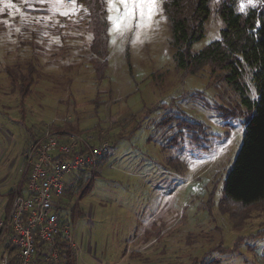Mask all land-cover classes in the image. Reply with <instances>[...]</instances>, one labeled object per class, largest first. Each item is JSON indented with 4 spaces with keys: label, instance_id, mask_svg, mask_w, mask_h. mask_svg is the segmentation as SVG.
Instances as JSON below:
<instances>
[{
    "label": "rangeland",
    "instance_id": "obj_1",
    "mask_svg": "<svg viewBox=\"0 0 264 264\" xmlns=\"http://www.w3.org/2000/svg\"><path fill=\"white\" fill-rule=\"evenodd\" d=\"M165 1L158 0L150 27L109 31L102 82L91 62L93 34L84 4L75 0V11H56L51 0L0 2V205L4 193L27 182L23 154L30 128L36 136L41 130L60 134L54 125L78 117L85 130L78 134L105 136L114 147L95 170L100 175L93 189L79 200L83 215L71 225L78 264H264V237L248 236L264 228V207L241 213L220 206L247 113L224 120L219 107L234 108L240 101L233 87L208 68L191 75L176 66ZM219 2L211 3L195 53L221 39ZM244 3V11L253 6ZM108 7L105 0L106 17ZM12 69L33 74L26 108L20 106L22 85ZM245 79L257 99L250 75ZM179 119L204 122L205 141L193 142L189 129L178 127ZM142 233L148 242L134 245ZM241 235L236 250L207 252L233 249Z\"/></svg>",
    "mask_w": 264,
    "mask_h": 264
},
{
    "label": "trees",
    "instance_id": "obj_2",
    "mask_svg": "<svg viewBox=\"0 0 264 264\" xmlns=\"http://www.w3.org/2000/svg\"><path fill=\"white\" fill-rule=\"evenodd\" d=\"M212 1L166 0L164 7L171 26V46L174 50L173 58L176 66L191 75L208 68L212 75L219 76V81L226 82L233 87L240 101L234 108L219 107L224 111L222 114L224 120H227L231 115L247 113L243 143L225 178L223 195L220 200V206L226 212L239 210L241 213H246L256 207H264V0L243 12L239 11L240 0H220L217 11L224 23V27L221 29V39L195 53L194 45L205 36L206 23L212 14ZM78 3L84 4L88 11L87 29L93 34L91 62L96 71V80L102 82L107 77L110 52L109 24L104 8L105 0H78ZM9 72L16 78L15 80L21 82L22 100L20 106L26 108V101L32 93L34 84L33 74L20 75L13 69ZM246 74L250 75L255 85L257 99L250 96V86L245 79ZM162 105L167 107V104L162 103ZM170 121V119H166L164 123ZM178 121V127L189 129L191 140L197 145H201L207 138L204 122L189 119H179ZM183 121H185V125L182 124ZM81 123V119L77 117L54 125L53 129L61 134H82L85 130L81 128ZM34 128V126L30 128L31 142L36 141L46 132V130H41L36 136ZM180 135L182 136V134ZM174 139H178L177 134ZM177 143L174 140L172 145ZM27 146L25 145V148ZM110 155L111 153H107L103 157V164L107 162ZM99 175V171L84 168L66 178L64 193L57 203L63 222L72 225L78 217L83 215L79 208V200L93 189ZM23 182L24 179L18 186H14L4 193L3 197L6 200L2 206L3 215L9 212L19 186L21 192L25 193L26 183ZM154 227L159 228L157 224ZM149 231H146L148 236L150 235ZM248 236L250 239L264 237V228ZM240 237L241 239H239ZM239 240H243L242 235L237 238L233 249L219 246L211 248L207 252L216 249L223 252L234 251L239 245L237 243ZM4 242L6 244H3ZM57 242L60 262L51 263L46 260L44 254L46 245L40 242L36 254V264H76L74 250L63 233L57 236ZM3 243L0 242V250L3 248V252L9 255L11 264H19L17 247L13 244L11 237H6Z\"/></svg>",
    "mask_w": 264,
    "mask_h": 264
},
{
    "label": "built area",
    "instance_id": "obj_3",
    "mask_svg": "<svg viewBox=\"0 0 264 264\" xmlns=\"http://www.w3.org/2000/svg\"><path fill=\"white\" fill-rule=\"evenodd\" d=\"M66 3L70 4L71 0ZM103 137L47 130L25 148L26 191L22 193L19 186L9 212L0 213V242L11 237L17 247L19 264H36L40 242L46 245V260L59 263L57 236L61 233L74 250L72 226L63 222L57 203L69 175L84 168L96 170L103 157L112 152V145ZM2 264H11L9 255L2 259Z\"/></svg>",
    "mask_w": 264,
    "mask_h": 264
},
{
    "label": "snow or ice",
    "instance_id": "obj_4",
    "mask_svg": "<svg viewBox=\"0 0 264 264\" xmlns=\"http://www.w3.org/2000/svg\"><path fill=\"white\" fill-rule=\"evenodd\" d=\"M7 2L11 4L12 0H7ZM51 3L52 9L56 11H59L60 7H70L72 11L77 8L75 0H71L70 5H65L64 0H51ZM157 3L158 0H107L109 5L107 20L112 25L109 31L123 34L125 31L132 30L133 27H150L153 16L159 11ZM247 3L255 6L253 0H247ZM244 9L245 3L244 0H241L239 11L243 12ZM113 12L115 15L112 14ZM68 14L67 10L61 12V15L67 16Z\"/></svg>",
    "mask_w": 264,
    "mask_h": 264
},
{
    "label": "crops",
    "instance_id": "obj_5",
    "mask_svg": "<svg viewBox=\"0 0 264 264\" xmlns=\"http://www.w3.org/2000/svg\"><path fill=\"white\" fill-rule=\"evenodd\" d=\"M66 5V4H65ZM114 148V147H113ZM112 148V152H111V155H113V152H114V149ZM110 155V156H111ZM1 206V208H2V206H3V204L2 205H0ZM2 210V209H1ZM3 212H1V214H2ZM143 226H145V225H143ZM152 227V226H151ZM150 227V228H151ZM146 227H143V229H145ZM150 228H148L147 227V229H150ZM146 229V230H147ZM143 243V242H148V241H146L145 240V238L143 239V233L142 234H138V235H136L135 237H134V239H133V244L134 245H139L140 243ZM1 243H3V242H1ZM3 244H6V242H4ZM133 250H134V248L133 247H131V249H130V251H128V254H133ZM0 251H2L1 252V255H2V257L4 258L5 256H7L8 254H6L5 252H3V248H1V250ZM74 253H75V258H76V264H78V261H77V249H76V246H75V248H74ZM127 254V253H126Z\"/></svg>",
    "mask_w": 264,
    "mask_h": 264
}]
</instances>
